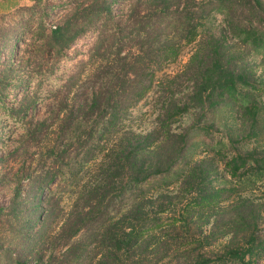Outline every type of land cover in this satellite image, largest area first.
Returning <instances> with one entry per match:
<instances>
[{"label": "trees", "instance_id": "16d2710c", "mask_svg": "<svg viewBox=\"0 0 264 264\" xmlns=\"http://www.w3.org/2000/svg\"><path fill=\"white\" fill-rule=\"evenodd\" d=\"M67 6L53 28L42 6L31 24L45 55L57 63L86 33L95 39L79 72L47 91L26 219L0 264H264V81L252 61L264 63L261 1ZM1 28L9 62L16 42ZM188 46L181 69L164 74ZM148 97L153 118L141 130L132 111Z\"/></svg>", "mask_w": 264, "mask_h": 264}, {"label": "rangeland", "instance_id": "374dc122", "mask_svg": "<svg viewBox=\"0 0 264 264\" xmlns=\"http://www.w3.org/2000/svg\"><path fill=\"white\" fill-rule=\"evenodd\" d=\"M68 1L73 0H40L39 6L31 4L30 0H21L19 9L4 16V19H0V28L2 27L3 33L12 32V41L16 42L9 62L6 58L8 45L0 51L1 256H3L1 253H5L13 257L17 252L14 242L10 241L12 231L21 226V223L26 219L23 213L22 198L28 190L27 176L39 168V158L44 152L41 148L48 138L46 135L49 129L37 132L33 127L36 121L43 120L48 115L49 109H47L46 103L50 98H48L49 92L47 91L54 90L68 76L79 72L95 39V33H86L71 45L65 52V57L57 63L45 55L42 42L35 39L36 30L31 27V24L34 25L38 22L42 6L50 9H47V15L43 18L45 29L56 25L65 15ZM260 1L264 10V0ZM31 7L33 9L30 10ZM117 8V5L113 7L116 12ZM25 21L31 23L22 30L20 26ZM211 27L216 35L222 32L223 25L219 16L212 19ZM15 38H18V41ZM190 50L189 46L184 48L177 61L167 66L163 73L171 75L180 70L186 62ZM252 61L255 76L264 81V63H261L259 56L253 57ZM36 65H40L39 73ZM4 79L6 80L2 87ZM32 98L35 99V102L30 106L25 100ZM20 105H22L21 114L14 119L11 118L7 110L11 108L13 111H17ZM152 110L151 98L148 97L132 111L138 129L146 130L151 127ZM261 229L264 231V225L261 226ZM14 241L17 242V240Z\"/></svg>", "mask_w": 264, "mask_h": 264}, {"label": "crops", "instance_id": "0c3cea01", "mask_svg": "<svg viewBox=\"0 0 264 264\" xmlns=\"http://www.w3.org/2000/svg\"><path fill=\"white\" fill-rule=\"evenodd\" d=\"M21 5V0H0V16L11 13Z\"/></svg>", "mask_w": 264, "mask_h": 264}, {"label": "built area", "instance_id": "2783aa9c", "mask_svg": "<svg viewBox=\"0 0 264 264\" xmlns=\"http://www.w3.org/2000/svg\"><path fill=\"white\" fill-rule=\"evenodd\" d=\"M53 28V26H51Z\"/></svg>", "mask_w": 264, "mask_h": 264}]
</instances>
